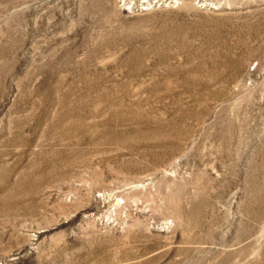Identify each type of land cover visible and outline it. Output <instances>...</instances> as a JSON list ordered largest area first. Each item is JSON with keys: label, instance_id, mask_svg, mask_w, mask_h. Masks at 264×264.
Masks as SVG:
<instances>
[{"label": "rangeland", "instance_id": "obj_1", "mask_svg": "<svg viewBox=\"0 0 264 264\" xmlns=\"http://www.w3.org/2000/svg\"><path fill=\"white\" fill-rule=\"evenodd\" d=\"M0 264H264V0H0Z\"/></svg>", "mask_w": 264, "mask_h": 264}]
</instances>
